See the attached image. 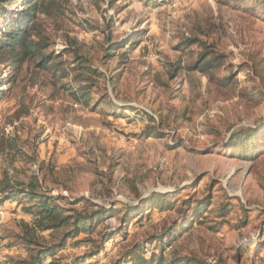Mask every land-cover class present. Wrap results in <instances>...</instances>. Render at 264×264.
<instances>
[{"label":"rangeland","instance_id":"obj_1","mask_svg":"<svg viewBox=\"0 0 264 264\" xmlns=\"http://www.w3.org/2000/svg\"><path fill=\"white\" fill-rule=\"evenodd\" d=\"M57 2L62 9L45 19L44 29L52 50L72 51L62 56L67 68L77 66L74 57L85 54L104 71L99 58L109 32L113 40L136 36L134 48L128 42L116 52L130 50L132 61L128 70H123L127 64L119 69L121 95L110 84L98 86L94 98H105L90 106L76 103L60 81L54 83L52 71H39L32 63L19 69L0 64V181L28 184L38 178L55 195L86 196L107 208L137 205L153 193L177 194L172 195L176 202L211 194L207 217L194 225L191 249L211 264H261L256 250L264 256V154L244 159L240 150L246 144H226L233 132L264 122V0H249L247 9L216 0ZM183 34L199 36L202 46L224 55L217 74H233L229 88L188 70L203 47L195 45L190 54L177 50ZM177 60L185 68L171 78ZM115 104H131L153 119ZM116 111L124 116L112 115ZM148 125L164 132L162 137L146 133ZM114 160L118 163L111 171ZM226 202L233 204L228 222L216 231L208 229L222 220L218 212ZM27 204L11 200L0 205V264L29 262L38 247L27 244L28 236L43 247L54 240L50 232L35 228V216L23 211ZM245 207L250 209L247 223L235 226ZM146 208L140 211L147 214ZM163 216L152 211L135 231L134 219L129 228L135 239L154 232L153 224ZM107 223L117 224V214L97 226L103 229ZM85 236L70 239L54 257L71 261L93 252L75 243ZM124 243L119 235L81 264H111ZM159 246L150 243L149 248L159 253Z\"/></svg>","mask_w":264,"mask_h":264},{"label":"trees","instance_id":"obj_2","mask_svg":"<svg viewBox=\"0 0 264 264\" xmlns=\"http://www.w3.org/2000/svg\"><path fill=\"white\" fill-rule=\"evenodd\" d=\"M165 1L170 0H161V3ZM216 1L221 5L246 8L249 0ZM257 1L262 3L263 0ZM61 9L62 6L57 0H0V21H2L0 22V64L19 69L25 63H32L39 71H52L53 82L60 81L61 85L69 91L71 98L76 103L85 106H90L91 103L98 105L105 98V96L94 98L93 91L98 86L108 88L107 84H110L116 96L121 95L122 70L119 71V69L125 67L126 64L127 67L123 70L129 69L132 61L129 51L137 43L134 40L136 36L131 38L132 41L128 40L129 38L113 40V34L109 32L106 38L108 44L103 47L104 54L99 58L105 67L104 71L99 66H95L92 59L85 54L74 57L77 66L71 65L70 68H67L66 61L62 59V56L72 51L68 48L60 54L56 50H52L51 38L44 29L45 19ZM251 11L255 13V10L251 9ZM141 35L142 32L137 36ZM128 42H131L130 50L124 49L117 54L116 52L126 47ZM203 44L204 42L199 36L183 34L175 48L190 54L194 51L192 47L195 45L203 47L198 59L187 66L188 70H199L208 77L209 82L229 88L234 81L233 74L226 76L217 74L224 64V55L218 54L211 49V46H202ZM114 59H116L115 65H112L111 61ZM183 68L185 67L181 60H177L173 63L172 70H169V76L175 78ZM13 83L14 79L11 85ZM115 107L123 109V111H134L138 115L153 119L148 113L138 110L131 104L116 105ZM112 115L119 118L124 116L120 111L113 112ZM146 133L155 134L157 137H162L164 134L161 130L150 125L147 126ZM233 143H239V147L246 144V150H240V155L244 159H256L264 154V122L258 123L247 131L233 132L226 145L229 146ZM222 146L218 145L216 148ZM117 163L114 160L110 164L111 171ZM172 195L175 197L177 194L153 193L151 196L141 199L137 205L124 203L121 208H118L113 203L110 208H107L98 205L93 199L86 196L69 199L62 194L55 195L44 189L38 178L35 182L32 181L28 184L13 183L9 179L0 181V205L11 200L18 203L27 201L28 204L23 206V211L35 216V228L50 232L51 239H54L48 241V246L43 247L34 236H28L27 244L38 248L31 256L30 261L25 264H43L47 257H52L48 264H81L91 255L102 253L106 245L119 235L123 236V241L126 243L120 250L119 258L111 264H211L206 258L197 256L190 246L193 240L191 238L194 234V225L202 224L207 217L205 212L208 205L212 203L211 194L203 199L191 195L180 202H176ZM145 207H147L145 209L148 211L147 214L142 213L144 210L140 211ZM156 209L160 213H165V216L153 224L154 232L148 234L147 231H144L142 237L135 239L132 228L135 231L142 226V219L150 217L152 211ZM232 209V203H224L218 212L222 220L217 224L207 225V228L216 231L221 225L227 223V217ZM243 211L244 217L235 224L233 223L235 226H243L247 223L250 209L245 207ZM114 214H117V224L107 223L103 229L98 228L99 222L105 221L107 217ZM134 219L130 230V223ZM262 224L264 225V220ZM28 232L27 230L26 233ZM82 233H86V236L77 239L75 243L79 244L78 246H89L93 252L83 256L76 255L71 261L54 257V254L64 248L70 239H74ZM150 243H155V247L158 243L160 252L155 251L154 247L149 248ZM148 249L150 250L148 251ZM259 249L256 250L259 253L257 257L262 262L261 264H264V256H260ZM212 264H224V262L220 260ZM252 264L254 263L252 262Z\"/></svg>","mask_w":264,"mask_h":264}]
</instances>
